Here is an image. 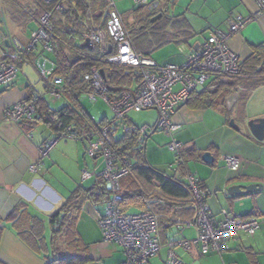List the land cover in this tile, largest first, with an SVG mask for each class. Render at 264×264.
<instances>
[{
    "label": "crops",
    "instance_id": "1",
    "mask_svg": "<svg viewBox=\"0 0 264 264\" xmlns=\"http://www.w3.org/2000/svg\"><path fill=\"white\" fill-rule=\"evenodd\" d=\"M158 1L161 6V11L158 13L163 11L169 15L185 17L194 32L193 36L185 41L184 37L178 34V28L173 25L168 26L169 39L158 48L167 44L178 47L172 46L169 57L167 56L165 62L160 65L172 63L183 65L187 61L189 53L198 50L205 42L211 29L220 28L227 31L231 18L238 15H253L258 11L255 0ZM135 3L136 6L133 9L120 12L125 23L136 31L143 26L146 10L139 8L136 0ZM6 21L8 32L4 34L0 42V57L13 52L12 47L6 49L2 47L3 39L9 37L11 41L26 45L32 31L39 26L38 21L35 20L16 22L12 18L6 17ZM263 44L264 12L258 14V17L243 30L232 34L229 39L230 47L240 55L242 60ZM39 47L33 54L25 55V58L21 59L19 64L21 72L19 71L16 82L8 87L0 88V229L2 230L0 232V264H46L47 258L54 252L52 213L78 187L95 188L97 180H99L98 176L94 175L87 180H82L84 170L95 171L98 174L101 167L106 166L104 159L100 156H92L97 158L94 165L92 160L89 162L86 158L88 140L66 136L55 139L54 148L48 157L43 159L45 165H42L38 171L30 170L32 164L41 160L40 145L46 140L54 139L55 135L49 127H47L48 130L40 129L42 122L35 121V119L21 125L5 121L3 114L7 107L27 99L34 91L45 93L44 90L38 89L37 84L38 81L41 84L44 83L36 67L37 55L42 52L41 46ZM156 49L152 51L150 58L153 59ZM49 57L54 59L55 55L49 54ZM215 83L212 78L203 88L214 90L217 86ZM136 86V80H132L128 85V87ZM242 90L243 88L235 90L226 98L225 102L227 112L232 114L230 117H233L234 120L244 118L239 129L235 127V130L230 129L222 110L224 107L212 105L202 108L185 104L173 114L172 120L180 126L175 137L177 135V139L184 146L183 150L188 165L185 169L177 171L171 167L173 159L169 154L171 151L166 146H158L155 144L156 141L151 143L150 138H147L143 144L146 164L150 165L146 153L148 148L154 153V164L150 166L165 175L173 176L176 179H185L186 171L199 173V178L207 192V203L215 217L222 212V209L231 208L229 211L236 216L257 217L261 220L260 228L254 236L240 232L230 242L229 249L222 253L211 252L202 255L199 246H194L191 250L181 248L183 249L182 253L176 250L185 264H264V176L249 173V169L253 165L257 164L264 168V141L257 140L247 124L250 119L264 116V85L252 90L247 101L243 100ZM31 91L32 93H30ZM228 105L231 108H228ZM199 111L204 112L195 114L200 113ZM132 113L138 112H130L125 118L127 122L137 126H149L147 123L137 124ZM107 119L108 116L104 115L101 121ZM195 127L203 128V132L207 129L205 135L217 133L218 138L212 137L204 146L200 147L197 141L189 135L190 130ZM118 131L113 133L114 138L118 137ZM160 151H167L165 161L159 154ZM205 151H211L214 154L215 163L208 164L202 160V154ZM229 155L241 158L242 163L238 170H227L224 163L220 164L221 157ZM98 159L102 160L98 162ZM169 167H171V172ZM250 183L262 184L263 189L244 196L225 195V191L232 185ZM22 202L26 203L27 207L22 206ZM100 204H104V206L100 207ZM131 207H139V211H142L144 205L133 204ZM25 208L26 210L28 208V211L25 212ZM105 208V201H96L94 197H86L80 209L76 211L78 215L74 223L76 236L87 246L91 256L90 261L78 264H122L126 259L119 244L106 241L103 237L99 218L104 214ZM29 212L32 213V216L42 220L43 235L41 238L30 233L23 237L18 231L15 223L16 218L22 213L28 214ZM165 216V219L161 220L165 221V224L160 225L157 231L164 246L158 255L150 259L149 264H166L169 252L167 242L180 237L178 233L181 232L171 219L181 215L177 213ZM190 229L192 231L190 235H186L185 230L183 234L189 238H195L196 229Z\"/></svg>",
    "mask_w": 264,
    "mask_h": 264
},
{
    "label": "built area",
    "instance_id": "2",
    "mask_svg": "<svg viewBox=\"0 0 264 264\" xmlns=\"http://www.w3.org/2000/svg\"><path fill=\"white\" fill-rule=\"evenodd\" d=\"M136 1L138 4L147 2V0ZM255 1L258 6L256 14L238 15L231 18L227 31L212 30L201 47L189 53L188 59L183 65L174 63L160 65L152 58L139 54L133 44L130 30L127 28L120 10L116 7L115 0H108L104 14L105 24L94 27L87 35L91 39L93 47L100 50L101 53L105 52L109 62L131 66L137 75L136 87H126L115 91L107 84L101 68L96 66L85 76L92 83L86 95L92 100L102 97L114 114L111 121L101 126L96 138H89L88 153L93 157L100 156L106 164L102 173L110 183L112 195L106 202L105 212L100 216L99 223L104 239L122 247L126 255L122 264H148L152 257L160 253L164 245L157 235L158 218L156 214L149 210L123 211L118 205L120 199L119 180L130 172V167L128 164L121 167L115 166L111 128L128 131L131 126L123 123L122 120L130 112L156 109L159 112V118L154 128L151 129L148 125L140 126L138 142H145L152 132L162 130L172 137L169 147L176 152L178 167L185 169L187 162L183 156L184 146L175 137L180 126L172 120V116L179 107L188 102L195 89L205 87L213 76L238 73L241 57L230 47L229 39L232 34L243 30L258 17V14L264 12V0ZM51 16V12H45L40 18L39 27L32 31L28 43L23 45L14 41V49H23L28 52L30 49L41 46L42 52L37 55L36 67L44 82V87L55 100L62 94L64 80L61 75L56 73V62L49 57V54L54 50L50 41L53 30ZM109 50H111L110 53ZM11 60L14 59L11 57ZM19 68V64L14 61L0 62V88L8 87L16 82ZM35 113V103L23 99L7 107L3 119L20 124L25 120H31ZM66 136L68 135L60 137ZM55 139L46 140L40 146L42 158L30 166L32 172L38 171L45 164L43 159L48 157L54 148ZM224 158L231 170L239 169L242 162L240 157L229 155ZM94 175H96L95 171L84 170L82 180H87ZM185 180L189 188L194 213L190 218L176 220L182 235L167 242L169 252L166 264H185L176 252L177 247L191 250L194 246H199L202 255L211 252L222 253L229 249L230 242L240 232L249 236L256 234L261 225L259 218L236 216L224 208L222 209L223 217L217 219L207 203V192L201 179L194 173L186 171ZM186 228H195L196 237L185 236L183 231Z\"/></svg>",
    "mask_w": 264,
    "mask_h": 264
},
{
    "label": "trees",
    "instance_id": "3",
    "mask_svg": "<svg viewBox=\"0 0 264 264\" xmlns=\"http://www.w3.org/2000/svg\"><path fill=\"white\" fill-rule=\"evenodd\" d=\"M107 5L108 0H0V14L16 22L35 20L40 23V18L45 12L52 14L53 30L50 41L54 50L50 54L55 55L53 60L57 64L56 73L64 80L60 96L64 103L55 108L43 93L35 91L33 93L31 91L32 94L27 99L36 105V113L30 121L35 119V121L45 123L52 130L55 138L68 135L89 140L90 137L98 135L101 126L107 123V120L99 123L93 120L81 102V96L86 94L92 86L85 76L94 67L97 66L104 70L107 84L114 91L126 88L132 80H137L136 72L131 66L109 62L105 52L101 53L93 46L84 45L92 29L105 24L104 14ZM138 7L146 10L142 28L135 31L132 26L131 28L125 24L130 30L133 44L139 54L150 57L154 49L166 43L169 39L167 31L170 25L178 28V34L183 36L185 41L193 36L194 32L185 17L169 15L162 11V16L152 21V18L161 11L158 0L151 2L147 0L146 3H139ZM215 29L220 28H213L210 32ZM34 52L35 49H30L28 52L23 49H13L12 53H6L0 57V60H10L12 57L18 61ZM213 80L217 84L214 90L203 87L195 89L186 104L202 108L212 105L225 107L226 98L239 88H243L242 97L244 101H247L252 90L264 85V44L257 47L244 60L241 59L238 73L217 74L213 76ZM26 121L28 120L20 124ZM122 122L129 124L131 128L128 131L120 129L123 131L122 135L116 138L113 136L112 143L115 152V166L121 167L128 164L130 167V172L119 180L118 205L120 209L127 211L133 204H143V210L152 211L157 215L158 228L165 224V221H161L165 219V215L177 213L181 215L172 216L174 218L171 221L174 225H177L176 220L178 219L190 218L194 213V208L186 180L167 176L147 165L143 155L144 142H138L140 126L130 124L126 119ZM115 129V127L111 128V134L116 131ZM194 149L197 148L194 147ZM183 156L185 157L184 150ZM97 176L99 180L95 188L78 187L52 213L54 252L47 258L46 264H78L91 260L87 246L76 236L74 223L78 216L76 211L80 209L86 197H94L96 201L106 203L112 195L110 183L103 173H98L95 177ZM152 187H154V192L147 191ZM26 205L22 202V206ZM26 211L28 208L27 210L25 208ZM15 223L23 237L28 233L40 238L43 235L42 220L32 216L30 212L20 214ZM0 232H2L1 229Z\"/></svg>",
    "mask_w": 264,
    "mask_h": 264
},
{
    "label": "rangeland",
    "instance_id": "4",
    "mask_svg": "<svg viewBox=\"0 0 264 264\" xmlns=\"http://www.w3.org/2000/svg\"><path fill=\"white\" fill-rule=\"evenodd\" d=\"M47 1H49V0H47ZM116 2V7L120 10V11H128V10H131V9H133V7H135L136 6V3H135V0H115ZM151 1H153V0H149V2H151ZM3 36H4V34H3ZM1 41H2V39H1ZM11 45L9 46V47H12V48H14V41H11ZM93 44V43H92ZM4 46V45H3ZM2 46V47H3ZM176 48V47H178L177 45H172V44H167V45H165V46H162V47H160V48H158V49H156L155 51H154V53H153V59L155 60V61H157L159 64H162V63H164L165 62V60L167 59L166 57L168 56L169 57V53H170V50L173 48ZM7 48V47H6ZM38 48H40V47H38ZM10 58V57H9ZM12 59H14V60H11V58H10V60L9 61H14V62H16V63H18V64H20V62H21V59H18V61H17V59H15V58H12ZM1 61H4V60H0V62ZM6 61H8V60H6ZM19 71L21 72V68H19ZM23 77H24V75H23ZM41 78V77H40ZM106 78V77H105ZM42 80V79H41ZM38 89H40V90H44V95H45V97L49 100V102H51V105L52 106H54L55 108H58V107H60V106H62V104L64 103V101H63V99L62 98H58V99H56V100H54V98L53 97H51L50 96V94L48 93V91L46 90V88L44 87V85H43V83L41 84L39 81H38ZM81 102H82V104L84 105V107H85V109H86V111L91 115V117L93 118V120H95L96 122H100L101 121V119H102V117L104 116V115H107L108 116V119H107V122H109V121H111V119L113 118V111H112V109H111V107L108 105V103L102 98V97H98V99H96V100H92V99H90L89 97H88V95H82L81 96ZM245 104H246V102H245ZM185 105V104H184ZM184 105H182V106H184ZM228 108H231L229 105H228ZM223 111H224V113H225V119L227 120V123L229 124H227L229 127H230V129H234L235 130V128H234V126H240V124H242L243 123V120H244V118H242L241 117V119H237V120H234V118L233 117H230V115H232L231 113H228L227 112V110H226V107H224L223 109H222ZM215 111V109L213 110V112ZM200 113H195V114H202V112H204V111H199ZM216 113V112H215ZM132 116H133V118H134V120H135V122L137 123V124H139V125H142V124H145V123H147V124H149V126L151 127V129L152 128H154V125H155V123H156V121L158 120V118H159V112L156 110V109H148V110H144V111H141V112H138V113H132ZM233 120H234V123H233ZM28 121H30V120H28ZM249 121V120H248ZM234 124V125H233ZM48 126L45 124V123H41L40 124V129H46V130H48V128H47ZM178 131V130H177ZM176 131V132H177ZM208 130L206 129L204 132H203V128H201V127H195V128H193L192 130H190V136L192 137V139L193 140H195V141H197V143L200 145V147L201 146H204L205 144H206V142L211 138L212 139V137L213 138H218L217 137V133H214V134H210V135H205V133L207 132ZM122 133H123V131H118V133H117V136L119 137V136H121L122 135ZM175 134H177V133H175ZM151 139V143H154L155 141V144L156 145H158V146H166L169 150V154L171 155V157H172V159H173V162H172V165H171V167H173V169L175 170H177V171H179V170H181L179 167H178V162H177V157H176V152L175 151H173V150H171L170 149V147H169V143H170V141L172 140V137L171 136H169V135H167L165 132H163L162 130H156V131H154V132H152L151 134H150V136L148 137V139ZM176 139H177V135H176ZM178 140V139H177ZM178 141H180V140H178ZM45 142V141H44ZM43 142V143H44ZM42 143V144H43ZM41 144V145H42ZM40 145V146H41ZM88 145H89V143H88ZM153 152V150H151V149H148L147 148V150H146V153H147V159H148V162H149V164L150 165H153L154 164V153H152ZM167 151H160L159 152V154L162 156V158L164 159V161L166 160V158H167V153H166ZM42 158V157H41ZM86 158L89 160V162H90V160H92V162H93V165H94V161L95 160H97V158H93L89 153H88V150L86 151ZM102 159H98V162H100ZM40 161V160H39ZM201 161V160H200ZM38 162V161H37ZM44 162H45V160H44ZM192 162V161H191ZM202 162V161H201ZM219 162H220V164H222L223 165V163H224V166L226 167V169L228 170H231L228 166H227V164H226V161H225V158H223V157H221V159L219 160ZM36 163V162H35ZM102 163V162H101ZM194 163V162H193ZM242 163V162H241ZM45 165V164H44ZM166 165V164H165ZM186 166H188L187 164H186ZM171 167H169V170H170V172L172 171L170 168ZM104 168H105V166L103 165L102 167H101V170L100 171H98L97 173H99V172H102V170H104ZM249 173H251V175H262V176H264V168H262V167H260L259 165H253V166H251L250 167V169H249ZM190 173H194L196 176H198L199 177V173H197V171H189ZM262 185V184H261ZM147 191H152V192H154V187H152V188H149V190H147ZM152 195V194H151ZM102 206H104V204H100V207H102ZM139 207H131V208H128V212H137V211H139ZM227 210H230L231 211V208H227ZM223 217V214H222V212L221 213H219L217 216H216V218L217 219H220V218H222ZM186 229H188V228H186ZM185 229V234L186 235H190L191 233H192V231H191V229L189 228L188 230H186ZM178 235H182L181 233H178ZM61 245L59 244V247H60ZM178 248V249H177ZM176 248V250L177 251H179V252H181L182 253V251L181 250H183V249H181L180 247H177ZM184 252V251H183Z\"/></svg>",
    "mask_w": 264,
    "mask_h": 264
},
{
    "label": "water",
    "instance_id": "5",
    "mask_svg": "<svg viewBox=\"0 0 264 264\" xmlns=\"http://www.w3.org/2000/svg\"><path fill=\"white\" fill-rule=\"evenodd\" d=\"M161 16H162V13H158L157 15H155L152 18V21L157 20ZM7 32H8V26H7L6 17H5V15L0 14V42H1V39L3 37V34H6ZM3 43H4V46L3 45L2 46L4 49H6V47H9L12 44L11 39L9 37L6 39H3ZM84 45L92 47L93 44H92L91 39L86 38ZM108 52L110 53L111 50H109ZM101 72H102L103 76L105 77V72L103 69H101ZM233 123H234V120H233ZM247 124H248V128L251 131L252 135L257 140L264 141V116L259 117V118L250 119L247 122ZM234 127L239 129L238 126H234ZM202 160L208 164H213V163H215L216 158L211 151H205L202 154ZM261 189H263V186L261 184H258V183H250V184H246V185L235 184V185L230 186L225 191V195L244 196V195H248V194L260 191Z\"/></svg>",
    "mask_w": 264,
    "mask_h": 264
},
{
    "label": "clouds",
    "instance_id": "6",
    "mask_svg": "<svg viewBox=\"0 0 264 264\" xmlns=\"http://www.w3.org/2000/svg\"><path fill=\"white\" fill-rule=\"evenodd\" d=\"M14 49V48H13Z\"/></svg>",
    "mask_w": 264,
    "mask_h": 264
},
{
    "label": "flooded vegetation",
    "instance_id": "7",
    "mask_svg": "<svg viewBox=\"0 0 264 264\" xmlns=\"http://www.w3.org/2000/svg\"><path fill=\"white\" fill-rule=\"evenodd\" d=\"M145 17V16H144Z\"/></svg>",
    "mask_w": 264,
    "mask_h": 264
}]
</instances>
